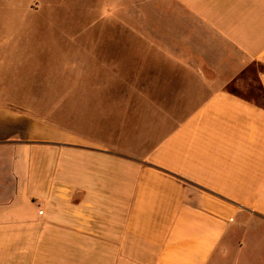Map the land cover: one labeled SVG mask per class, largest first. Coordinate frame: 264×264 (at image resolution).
Masks as SVG:
<instances>
[{"label":"crops","instance_id":"1","mask_svg":"<svg viewBox=\"0 0 264 264\" xmlns=\"http://www.w3.org/2000/svg\"><path fill=\"white\" fill-rule=\"evenodd\" d=\"M165 2L133 76L0 107V264H239L264 227V0Z\"/></svg>","mask_w":264,"mask_h":264},{"label":"rangeland","instance_id":"2","mask_svg":"<svg viewBox=\"0 0 264 264\" xmlns=\"http://www.w3.org/2000/svg\"><path fill=\"white\" fill-rule=\"evenodd\" d=\"M153 1L0 0V107L37 106L47 100L29 97L32 91L54 90L55 84L103 90L119 77L117 67L133 76L136 52L121 44L151 41L152 11H166L165 0L162 8ZM155 22L160 27L165 19ZM134 85L131 77L124 90ZM244 238L238 263L264 264V227Z\"/></svg>","mask_w":264,"mask_h":264}]
</instances>
